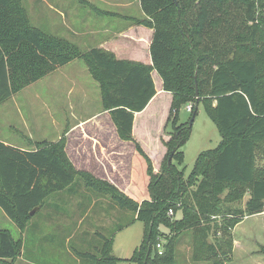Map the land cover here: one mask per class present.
<instances>
[{
  "label": "trees",
  "instance_id": "1",
  "mask_svg": "<svg viewBox=\"0 0 264 264\" xmlns=\"http://www.w3.org/2000/svg\"><path fill=\"white\" fill-rule=\"evenodd\" d=\"M140 5L145 19L133 22L154 31L152 65L120 60L101 48L83 51L65 38L33 27L20 0H0V104L62 66L84 61L100 87L104 109L119 138L135 145L134 188L147 196L136 201L114 185L76 170L64 143L42 141L20 148L0 141V209L20 232H26L32 230L50 198L82 182L86 189L109 196L119 210L132 214L115 232L140 221L144 238L132 256L123 259L113 254V234L106 237L98 232L92 251L74 243L67 249L76 261L177 264L176 238L188 232L194 239L195 262L224 264L218 260L219 238L211 243L209 237L235 227L245 216L264 212V174L257 169V149L264 145V45L259 44L264 4L262 0H140ZM154 70L163 90L173 95L177 120L187 102L194 103L188 122L166 142V159L156 174L152 160L133 136L135 114L144 111L157 94ZM200 104L219 129L222 142L199 155L185 180L174 161L183 164L181 148ZM139 159L144 173L136 166ZM245 195L249 199L244 210L223 211L224 202H242ZM49 238L45 243L58 241ZM163 240L164 251L159 254L156 246ZM25 244L0 229V264H14L25 256Z\"/></svg>",
  "mask_w": 264,
  "mask_h": 264
},
{
  "label": "rangeland",
  "instance_id": "2",
  "mask_svg": "<svg viewBox=\"0 0 264 264\" xmlns=\"http://www.w3.org/2000/svg\"><path fill=\"white\" fill-rule=\"evenodd\" d=\"M117 1L127 3L134 0H20L33 27L57 36L68 33V28L83 32L86 25H91L88 20L97 17L102 22L118 20L114 16L97 15L94 11L96 8L97 10L123 13V9L115 6ZM262 3L264 4V0ZM96 22L93 21V23ZM261 33L259 44L264 45V29L261 30ZM71 39L76 43L74 38ZM81 49L83 50L84 47L82 46ZM101 96L100 87L91 77L84 61L75 60L26 87L9 101L0 104V138L27 148H32L34 143L42 141L51 144L64 143V152L76 170L78 168L70 155L71 147L76 151L82 144L85 145V148H90L91 144L96 147L99 142L106 148L114 146V148L120 149L121 154H118L119 152L113 155L104 154V167L101 170L90 169L91 171L88 172L99 177L100 180L103 179L102 181H109L110 184L116 183L125 189L128 184L127 175L129 172L127 162L129 164V157L135 150V145L133 142L126 144L127 141H125L118 146L116 127L109 112L104 109ZM172 103L173 95L162 90L148 111L149 118L154 117L153 121L147 122L144 127L141 126V134H139L141 138L143 137L141 141L151 155L149 157L152 163L156 165V167L153 165L155 174L160 172L166 159L168 152L166 142L174 137L176 128L188 122L190 112L194 107L193 102H187L180 117L178 116L179 120H177V111L173 110ZM211 104L215 106L214 102ZM115 141L117 142L114 143ZM221 142L222 136L219 129L206 113L204 106L200 104L189 132V138L181 148L183 164L179 165L174 161V164L184 171L185 180L193 172L199 155L205 151L216 149ZM85 151L87 150L85 149ZM83 158L85 162L95 167L93 154H88ZM140 159L136 166L144 173V165ZM114 160L116 161L113 162ZM115 164L116 169H113ZM257 169L259 174H264V145L257 149ZM101 175H103L102 179ZM227 193L228 191L222 195V199H225ZM248 199L249 195H245L242 202H224L226 208L223 211L243 209ZM107 201L109 200L107 199ZM0 212H2L1 209ZM124 214L132 216L128 211H121L119 216ZM40 218L41 214L35 219ZM231 218L232 215L227 217V219ZM218 220L219 222L222 220L221 216L218 217ZM0 229L8 230L15 239H22L26 242V255L17 259L14 264H77L74 260L75 256L73 255L72 259L69 254L68 258L66 249H64L72 248L73 242L65 245L59 238L56 244L43 241L44 243L39 245L37 241L40 237L34 239L33 235L29 236V234L27 237V234L20 232L10 219L1 216ZM51 229L53 230V227L45 224L42 228L44 230L42 235L50 232ZM31 231L33 230H29V232ZM162 231L169 233L164 228ZM191 237L192 235L187 232L176 238L178 240L177 264H210L193 260L194 239L192 240ZM216 237L219 238L218 241L222 248L218 260L223 261L224 264H264V212L254 216H245L235 227H227L226 230L218 231L215 237H209L208 242L214 243ZM112 238L113 252L128 259L143 241L144 224L136 221L126 229L114 234ZM159 243L162 245L161 250L164 251L165 241Z\"/></svg>",
  "mask_w": 264,
  "mask_h": 264
},
{
  "label": "crops",
  "instance_id": "3",
  "mask_svg": "<svg viewBox=\"0 0 264 264\" xmlns=\"http://www.w3.org/2000/svg\"><path fill=\"white\" fill-rule=\"evenodd\" d=\"M111 3L112 2L110 1V5ZM115 6L117 8L123 9V13H114L112 11H103L100 9L97 10L96 8L94 11L97 15H103L107 17L114 16L118 20L102 22L98 17L91 19L89 16L91 20L88 21L91 22V25H86L83 32L77 29L68 28V33H64V35H60L58 37L65 38L72 43L74 42L71 38H74V40H76V43L74 44L80 48L83 46V51L90 50L91 48H101L114 53L115 56L120 60H129L140 62L146 65H152L150 46L154 31L149 27L133 22V20L142 21L145 19V14L141 9L140 0H134L131 2L128 1L127 3L117 1ZM93 21L97 22L93 23ZM152 77L155 83L157 94L150 101L149 105L144 111L135 114L133 125L134 139L137 140L145 153L150 157L151 155L145 149V144H143V141H141L143 137L141 138L139 134H141V126L144 127L147 122L153 121L154 117L152 118L151 116L149 118L148 111L151 109L152 102L163 90L162 80L155 70L152 72ZM139 115L140 117L138 118ZM81 123L83 122L81 121ZM117 137V140L119 141L118 146H120L125 141H122L118 134ZM102 139H104V136H102ZM0 141L15 147L27 148L25 146L2 140L1 138ZM116 142L117 141L114 143ZM127 143L130 142H126V144ZM71 149L72 152L70 155L72 161L78 170L86 172L91 171L90 169L101 170V168L105 165V159L103 158L104 154L113 155L117 154L118 152V154H121L120 149H116L114 146H109L106 148L100 142L96 147L94 144H91L90 148H85V145L82 144V146L76 151L72 147ZM85 149L87 151H85ZM88 154L94 155L93 163L95 164V167H92L90 164L84 161L83 157L87 156ZM135 154L136 151L134 150L129 157V164L127 162V170H129V172L127 175L128 184L126 188L123 189L116 183V185L112 183L111 184L116 186L121 192L130 198L136 201H143L147 197L146 194H144V192L141 190L134 188L135 179L132 172V163ZM115 161L116 160L113 162ZM153 165L156 167L154 163ZM113 169H116V164L113 166ZM118 173L120 175V170ZM102 177L103 175H101V179ZM96 178L100 179L99 177ZM107 199L109 201H107ZM120 212L121 210H119L112 203L109 196L99 195L96 192L86 189L82 185V182H78L77 184H74L73 188L68 190L67 193L55 195L50 198L46 208L41 212V218L34 220L32 228L33 231L29 232L28 230L25 233L27 234V237L28 234L29 236L33 235L34 239L35 237H40L37 241L39 245L49 237H51L49 239L53 240L61 238L62 241L64 240L65 245L73 242L77 248H81L83 250L89 249L92 251L93 246L98 244V232H100L99 234H103L106 237L110 236L111 234L114 236V234L119 233V231L115 232L117 226L129 222L131 215L127 216L124 214L119 216ZM0 216L6 217L3 211L0 212ZM45 224H49L51 227H53V230L51 229L50 232L42 235L44 232L42 228ZM65 249L66 256L69 258L70 253H68L67 248ZM113 254L118 258L126 259L121 255L115 254L114 252ZM70 256L73 259V255L70 254ZM76 263L82 264L80 261H76Z\"/></svg>",
  "mask_w": 264,
  "mask_h": 264
},
{
  "label": "water",
  "instance_id": "4",
  "mask_svg": "<svg viewBox=\"0 0 264 264\" xmlns=\"http://www.w3.org/2000/svg\"><path fill=\"white\" fill-rule=\"evenodd\" d=\"M175 2H176V1H175ZM194 119H195V117L193 116V117L191 118V120H190V125L193 124ZM171 160H172V156H170V158H169V162H171ZM35 212H36V209L33 210V211L31 212V215L33 216Z\"/></svg>",
  "mask_w": 264,
  "mask_h": 264
},
{
  "label": "built area",
  "instance_id": "5",
  "mask_svg": "<svg viewBox=\"0 0 264 264\" xmlns=\"http://www.w3.org/2000/svg\"><path fill=\"white\" fill-rule=\"evenodd\" d=\"M169 214L172 215V211H170ZM161 246H162V245H161L160 243L157 244V246H156V249L159 251V252H158L159 254H162V253H163V251L161 250V248H162Z\"/></svg>",
  "mask_w": 264,
  "mask_h": 264
}]
</instances>
